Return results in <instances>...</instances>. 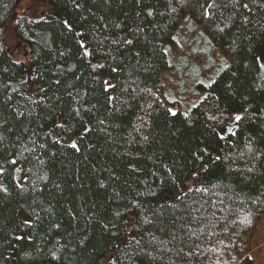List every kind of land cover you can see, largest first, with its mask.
I'll use <instances>...</instances> for the list:
<instances>
[{"label":"trees","instance_id":"trees-1","mask_svg":"<svg viewBox=\"0 0 264 264\" xmlns=\"http://www.w3.org/2000/svg\"><path fill=\"white\" fill-rule=\"evenodd\" d=\"M262 58L264 0H0V264H255Z\"/></svg>","mask_w":264,"mask_h":264},{"label":"rangeland","instance_id":"rangeland-1","mask_svg":"<svg viewBox=\"0 0 264 264\" xmlns=\"http://www.w3.org/2000/svg\"><path fill=\"white\" fill-rule=\"evenodd\" d=\"M20 3H23V1H20ZM17 4L13 13V17L17 16L20 13V9H21V4ZM190 24L191 22H187L185 27L189 30L190 28ZM200 34V33H199ZM190 35V34H189ZM203 40V39H201ZM200 40V41H201ZM196 43V40L193 41ZM213 49H217V48H213ZM218 50V49H217ZM220 54V53H219ZM228 61L226 60V58H224V56L222 55H218L213 63V65L210 67L211 72H215L216 69L218 68V66H220L222 63H227ZM262 65H264V61L262 58ZM193 85L195 86L196 84H201L203 81L200 80L199 78L195 77L194 80H192ZM191 82V84H192ZM197 87L194 89H190L189 87L187 88V90L183 91V94L185 95H191L190 98H182V100H184V102L187 99H192L193 97L199 98L200 96H202L204 93V91L200 90V87L198 85H196ZM197 90V92L195 91ZM199 91V92H198ZM190 106V103L186 104L187 108H184L185 110H188V107ZM254 251H253V257H254V261L255 264H264V220H263V224L260 228V231L257 233L256 238H255V246L253 247Z\"/></svg>","mask_w":264,"mask_h":264},{"label":"snow or ice","instance_id":"snow-or-ice-1","mask_svg":"<svg viewBox=\"0 0 264 264\" xmlns=\"http://www.w3.org/2000/svg\"><path fill=\"white\" fill-rule=\"evenodd\" d=\"M243 7H245V8H247L248 7V5L247 4H245V5H243ZM220 31H223V29L221 28L220 29ZM114 43H115V41H114ZM126 43H132V41H126ZM83 46V45H82ZM84 47H86V46H84ZM86 55L87 54H89V53H85ZM98 67H103V65H97ZM113 71H116V69H113ZM57 83H59V81H57ZM107 83V82H106ZM108 87L109 88H111V87H113L112 85H108ZM169 111L171 112V109H169ZM21 115H22V113H21ZM172 115H176V113L175 112H172ZM235 120H237V121H239L240 119H241V117L240 116H236L235 118H234ZM58 127H63L62 125H58ZM145 139H147L146 137H145ZM73 147H75V145H73ZM217 159H219V157H217ZM192 189H189V191H191ZM197 191H199L200 189H196ZM148 223H151V221H147ZM133 223H135V221H133ZM19 239H22V237H18ZM133 240H134V243L135 244H137V245H139L140 244V240H136L135 238H133ZM112 259L113 258H110L109 259V264H112Z\"/></svg>","mask_w":264,"mask_h":264},{"label":"bare ground","instance_id":"bare-ground-1","mask_svg":"<svg viewBox=\"0 0 264 264\" xmlns=\"http://www.w3.org/2000/svg\"><path fill=\"white\" fill-rule=\"evenodd\" d=\"M234 120V122H235V119H233ZM233 130H235V126H234V123L232 124L231 123V125L229 126V128H228V133H229V131H230V133H233L234 131Z\"/></svg>","mask_w":264,"mask_h":264},{"label":"water","instance_id":"water-1","mask_svg":"<svg viewBox=\"0 0 264 264\" xmlns=\"http://www.w3.org/2000/svg\"><path fill=\"white\" fill-rule=\"evenodd\" d=\"M232 124L234 123V120H232V122H231ZM229 133H230V131H229Z\"/></svg>","mask_w":264,"mask_h":264}]
</instances>
